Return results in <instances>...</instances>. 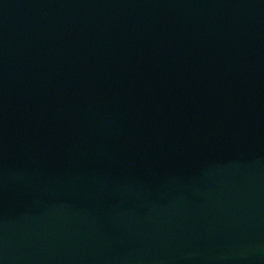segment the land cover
<instances>
[{
	"label": "water",
	"instance_id": "water-1",
	"mask_svg": "<svg viewBox=\"0 0 264 264\" xmlns=\"http://www.w3.org/2000/svg\"><path fill=\"white\" fill-rule=\"evenodd\" d=\"M0 264H264V0H0Z\"/></svg>",
	"mask_w": 264,
	"mask_h": 264
}]
</instances>
